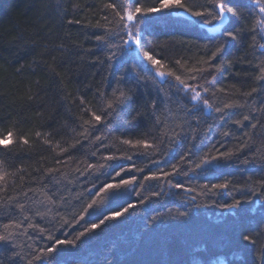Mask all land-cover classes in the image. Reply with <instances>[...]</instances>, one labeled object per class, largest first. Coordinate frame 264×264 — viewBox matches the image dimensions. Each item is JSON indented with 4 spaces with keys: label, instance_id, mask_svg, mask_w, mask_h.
Listing matches in <instances>:
<instances>
[{
    "label": "trees",
    "instance_id": "trees-1",
    "mask_svg": "<svg viewBox=\"0 0 264 264\" xmlns=\"http://www.w3.org/2000/svg\"><path fill=\"white\" fill-rule=\"evenodd\" d=\"M110 2L117 0H0V139H4V143L8 139L13 141L7 149L0 146V167L14 172L23 166L37 178L43 175L42 170L35 171L37 168L58 167L66 174V179L57 174L62 186H66V189L62 187L66 203L56 209L59 215L55 219L50 214L43 219L33 217L32 220L59 239H74L89 223L98 222L97 212L90 209L91 215L83 213L93 199H97L96 207L105 215L121 206L127 207L128 203L137 205L122 218L109 221L82 237L76 247L62 246L55 254L56 264H246L247 257L237 236L238 226L255 223L264 214V198L253 195L246 188L249 177L256 180L264 174L261 171L264 168V132L252 134L247 127L249 122L243 121L245 115H259L255 109L264 99L257 94L252 97L243 95L264 84V81L257 82L256 77L261 75L257 66L259 61L253 58L249 47L252 43L250 29L258 18V9L254 7L253 0H229V7L240 13L226 25L229 30L241 31L236 41L207 31L201 26L200 18L176 14L182 11L180 9L142 18L140 28L144 50H150L161 59L165 71L184 77L189 75L186 69L199 67V61L208 59L209 49L215 50L219 43L227 42L224 53L212 62L219 65V70L212 67L209 69L211 75L204 74L211 84L204 79L188 80L189 84L197 86V90H201L198 87L201 84L208 87L206 96L215 93L210 99L213 109L205 110L201 117L202 127H207V124L214 127L211 135L200 145L201 151L181 161L179 157L187 150V142L184 147L173 145L167 156L163 151L154 153L152 149L132 148L120 143L121 139L133 142L151 139L144 135L149 130L156 131L151 117L145 116L138 124L130 121L136 115L133 109L146 97L154 95L159 84L149 75L150 69L142 70L147 68V64L139 57L123 56L126 63L121 72L115 73V77L109 75L108 44L96 37L105 36L110 42L115 40L106 35L107 30L116 28L114 13L105 8V4ZM155 2L143 0L145 6H152ZM97 24L105 27H97ZM212 24L215 22L209 25ZM176 60L181 64H176ZM133 66L145 78L139 82L138 103L127 105L113 118L110 127L98 125L84 139L80 126L81 106L77 98L83 96L86 106L99 114L98 90L110 97L113 89L125 84L130 86L134 77ZM125 71L128 79L125 84H119L117 80ZM226 103L235 106L224 110L222 120V114L215 108H223ZM169 107L173 116L168 117L166 112L158 113L161 119L167 117L170 123H180L179 117L183 114L174 104ZM83 118L89 117L85 114ZM237 120L243 121L245 127L234 123ZM225 131L230 135L223 136ZM37 132L41 137L36 136ZM245 132L252 134V139L248 147L238 153V159L219 161L213 171L191 170L199 155L213 145L220 151H236L242 147L247 139ZM47 133L52 134V145L43 143ZM96 136L104 139L96 141ZM21 137L28 139L29 143L24 144ZM57 141L68 151L61 153L59 148H55ZM195 143L200 144L199 140ZM109 155L120 158L105 160ZM245 158L251 162L244 164ZM57 160L61 163L57 164ZM88 164L96 167L84 171ZM117 164L125 169L120 177L115 175L119 168L113 170L108 166ZM173 164L177 165V173L158 180L145 179L153 173L172 172ZM78 168L80 171H76ZM132 177L136 180L121 189L122 197L114 201L105 197L100 202L96 194L105 183H118L121 178ZM225 180L232 181L235 189L239 190L230 189L229 194L203 189L204 184L210 188L211 184ZM169 181L173 185L181 183L185 189L194 191L170 187ZM7 182L11 187L14 182H19L18 177H8ZM154 192L160 195L154 196ZM10 194L16 195V192ZM234 199L242 200L238 208L219 206L232 203ZM181 212L186 215L181 216ZM81 214L85 217L83 220H80ZM64 220L68 223L64 224ZM5 222L6 219L0 221V230ZM28 233L32 239L21 235L16 240L25 259L50 243L46 238H40L38 229H28Z\"/></svg>",
    "mask_w": 264,
    "mask_h": 264
},
{
    "label": "snow or ice",
    "instance_id": "snow-or-ice-1",
    "mask_svg": "<svg viewBox=\"0 0 264 264\" xmlns=\"http://www.w3.org/2000/svg\"><path fill=\"white\" fill-rule=\"evenodd\" d=\"M253 3L254 7L258 9V18L254 20L253 26L250 29L252 43L249 47L252 49L253 58L259 61L257 66L259 67L261 75L256 77L259 83L264 81V0H253ZM105 8L110 9L114 13L116 28L107 30L106 35L114 37L115 40L114 42H110L105 39V36H97L96 39L108 44L109 54L106 59L108 61V67L111 70L109 75L115 77V73L121 72V69L126 63L123 60V56L127 55L133 59L139 57L141 61L147 64V68L142 70L148 71L150 69L149 75H152L153 79L159 84L154 95L146 97L142 103H139L138 107L133 109L136 115L131 117L130 121L133 124H138L145 116L151 117L153 128L156 131L149 130L144 133L145 136L151 139H137L135 142L131 139H121L120 143L129 145L132 148L142 147L146 150L152 149L154 153L163 151V154L167 156L168 152L172 150L173 145L184 147L185 142H187V150L180 155L179 159L185 161L187 157L195 156L197 152L201 151L200 145H203L207 136L211 135L214 127L212 124H207V127H202L201 117L205 110L213 109V104L210 102V99L215 93L213 92L210 96H206L205 94L209 93L208 87L201 84L198 85L201 90H197V86L189 84L188 80L204 79L208 84H211V81L204 74L208 73L211 75L209 69L212 67L219 70V65H214L212 62L224 53L227 42L219 43L215 50L209 49L210 55L208 59L199 61L198 63L201 65L199 67L193 66L186 69L189 75L184 77L170 70L165 71V65L161 62V59H158L150 50H144L140 24L142 18L150 14L180 9L186 15L200 18L205 26L215 22L216 28L213 30H219V34L227 38V40L236 41L241 36V31L239 29L229 30L226 25L230 23L231 18L239 16L240 13L236 9L229 7V0H203V2L201 0H187V2L186 0H156L152 6H145L143 0H117V2L106 3ZM104 19L107 20L108 17L105 16ZM69 22L71 23V21ZM97 27L103 28L105 26L97 24ZM121 33L124 35H121ZM175 63L178 65L181 64L180 60H176ZM181 67L183 68L184 65H181ZM131 71L134 73V77L132 78L130 86L125 84L126 79H128L125 71L117 80L119 84H125V86L113 89L110 97L106 93L98 90L97 94L101 104L99 114L97 111L86 106L83 96L77 98L81 106L80 120L82 124L80 126L83 128L81 135L84 139H87L91 135V130L96 129L98 125L103 124L110 127L113 118L122 113L127 105L138 103L136 96L139 82L145 78L136 72L135 66L131 67ZM165 85H167V88L164 87ZM219 91H224V89H220ZM253 94L264 97V84L252 88L249 92L243 93L245 97H252ZM28 99L31 100L32 97L29 96ZM173 104L176 106L177 111L183 114L179 117L180 123H175L174 121L170 123L167 117L164 120L161 119L160 114L165 112L168 117L173 116L172 110L169 107V105ZM234 106L232 103H226L223 108H215V111L222 114L220 119L223 120L224 110L233 108ZM255 111L259 113L258 116H243V121L249 122L247 127L252 130V134H256L257 131L264 132V99L261 100L260 106ZM85 114L89 117L88 119L83 118ZM243 121L237 120L234 123L241 125V128H243L245 127ZM252 134L249 132L244 133L247 139L244 141L242 147L236 151H220L219 148L213 145L212 148H209L199 155L198 162L195 163L194 169L191 170L213 171L218 167L217 162L219 161L230 162L234 157L238 159V153L243 152V149L248 147L249 141L252 139ZM10 135L11 133H9ZM222 135L228 136L230 133L225 131ZM36 136L41 137V133L37 132ZM51 136V133L45 134V138L43 139L45 145H52ZM103 139L104 137L102 136L95 137L96 141H102ZM21 140L24 144L29 143L26 138L21 137ZM197 140L200 142L199 145L195 143ZM12 143L13 141L11 139H8L7 143H4V139H0V146L5 149ZM77 143H80V141L77 140ZM54 147L59 148L61 153L68 151V148L60 146L59 141L56 142ZM70 147H75V145H70ZM221 147H223L222 143ZM213 151L216 152L215 155L211 154ZM119 158L114 155H109L104 159L112 161ZM125 158L131 159V157ZM254 159L255 157H253ZM250 162L247 158L243 161L244 164ZM56 163L60 164L61 162L57 160ZM108 166L112 167L113 170L115 168L120 169V171H116L115 173L117 177H120L121 173L125 171L124 167L119 164ZM95 167V165L88 164L84 171ZM41 170L43 171V175L37 178L33 177L23 166L17 168L14 172H8L0 167V182H3V184H0V221L7 220V222L2 224V230H0V264H37V262L38 264H56L55 254L62 246L76 247L77 241H80L82 237L93 233L109 221L122 218L129 212V209L137 206L134 203H128L127 207L121 206L119 210H112L110 214L105 215L102 210L97 209V199H93L83 209V213L91 215L92 213L89 212L90 209L93 212H97L98 222L89 223L74 239H59L53 236L46 228L33 223L32 220L33 217L43 219L50 214L55 219V216L59 215L56 209L66 203V198L62 191V187L66 189V186H62L61 179L57 178V174L65 179L66 174L61 172L58 167L35 169L37 172H41ZM76 171H80V169L78 168ZM137 171H142V169H137ZM261 171L264 173V168ZM177 172V165L173 164L172 172L161 171L160 174L153 173L151 176H146L145 179L158 180L161 177H169ZM81 175H83V172H81ZM8 177H18L19 182H14L10 187L7 182ZM135 180V177L131 179L121 178L118 183H105L96 195L99 197L100 202H103L105 197L109 201H114L124 195L121 189L127 188ZM169 186L184 189L185 191H194L191 188L185 189L181 183L173 185L169 181ZM140 187L143 188V184ZM246 188L253 195L264 198V174L256 180L249 177L246 182ZM17 189H19L18 192ZM203 189L228 192L230 194V189H235V186L232 184V181L225 180L223 183L211 184L210 188L208 184H204ZM10 192H16V195H12ZM136 195L139 196L140 193L137 192ZM153 195L159 196L160 193L154 192ZM192 199L194 200L195 197H192ZM244 202L251 203V201ZM140 203H143V200ZM241 203V199H234L232 203L221 204L219 206L224 209H234L238 208ZM41 208H43V211H41ZM180 215L184 216L186 213L181 212ZM100 216L103 218L100 219ZM84 218V215L81 214L80 220ZM152 219L155 220L156 217ZM25 222H27L26 225ZM76 222L79 223V221ZM63 223L67 224L68 221L64 220ZM28 229H32L33 231L38 229L40 238H46L50 243L40 247L35 254L25 259V256L18 250L21 246L16 243V240L21 235L28 236L29 239H32L28 233ZM237 236L240 248L245 257H247L246 264H264V214L255 223H241L238 226ZM29 247L31 246L29 245Z\"/></svg>",
    "mask_w": 264,
    "mask_h": 264
},
{
    "label": "water",
    "instance_id": "water-1",
    "mask_svg": "<svg viewBox=\"0 0 264 264\" xmlns=\"http://www.w3.org/2000/svg\"><path fill=\"white\" fill-rule=\"evenodd\" d=\"M176 14L178 15H185V13L183 11H179ZM204 29H206L207 31L211 32V33H216L219 32V30H213L216 28V26L211 27L210 25L205 26L204 24L201 25Z\"/></svg>",
    "mask_w": 264,
    "mask_h": 264
},
{
    "label": "bare ground",
    "instance_id": "bare-ground-1",
    "mask_svg": "<svg viewBox=\"0 0 264 264\" xmlns=\"http://www.w3.org/2000/svg\"><path fill=\"white\" fill-rule=\"evenodd\" d=\"M211 27H214V26H216V24H212V25H210ZM216 33H219V32H216Z\"/></svg>",
    "mask_w": 264,
    "mask_h": 264
}]
</instances>
